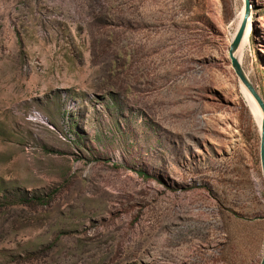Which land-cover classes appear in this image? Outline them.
<instances>
[{"label":"rangeland","instance_id":"obj_1","mask_svg":"<svg viewBox=\"0 0 264 264\" xmlns=\"http://www.w3.org/2000/svg\"><path fill=\"white\" fill-rule=\"evenodd\" d=\"M242 2L0 0V264L260 263ZM251 7L240 63L264 101Z\"/></svg>","mask_w":264,"mask_h":264},{"label":"water","instance_id":"obj_2","mask_svg":"<svg viewBox=\"0 0 264 264\" xmlns=\"http://www.w3.org/2000/svg\"><path fill=\"white\" fill-rule=\"evenodd\" d=\"M243 3H244V9H243L242 19L239 22V24L235 30V33L232 37V40L230 42V45L228 48V56L230 59V64H231L235 74L237 75L238 79L240 80V82H242L244 84V86L247 88V90L255 98V100L257 101V103L261 107L263 115H264V101L262 100V98L260 97L258 92L256 91V89H255L254 85L252 84V82L250 81V79H248V77L245 75L244 69H243L240 61L238 60V58L235 55V50L237 49L238 44L242 38V35L244 34L245 29H246L248 17L250 15V8L252 5V0H243ZM261 128L262 129L260 130V151H259V155H260V165H261L262 176L264 178V117L262 118V121H261ZM259 264H264V252L262 254V257L260 259Z\"/></svg>","mask_w":264,"mask_h":264},{"label":"bare ground","instance_id":"obj_3","mask_svg":"<svg viewBox=\"0 0 264 264\" xmlns=\"http://www.w3.org/2000/svg\"><path fill=\"white\" fill-rule=\"evenodd\" d=\"M243 9H244V3L242 2L238 12H237V16H236V25L238 26L239 22L242 19V15H243ZM254 20V16H253V10L252 7L250 8V15L248 17V22L246 25V29L244 34L242 35V38L238 44L237 49L235 50V55L238 58V60L240 61L243 49L245 47V45L248 43V38L250 36V34L253 32V21ZM235 33V32H234ZM233 33V35H234ZM245 75L248 77L247 72L244 70ZM249 79V77H248ZM241 84V88H242V92L244 93L245 99L248 103V105L251 108V111L258 123V127L261 130V121H262V110L261 107L259 106V104L257 103V101L255 100V98L251 95V93L247 90V88L244 86V84L242 82H240Z\"/></svg>","mask_w":264,"mask_h":264},{"label":"trees","instance_id":"obj_4","mask_svg":"<svg viewBox=\"0 0 264 264\" xmlns=\"http://www.w3.org/2000/svg\"><path fill=\"white\" fill-rule=\"evenodd\" d=\"M140 174H141V175H145L144 172H140ZM34 199H36V197H34V198H29L28 200H29V201H32V200H34ZM47 246H50V245H47Z\"/></svg>","mask_w":264,"mask_h":264}]
</instances>
